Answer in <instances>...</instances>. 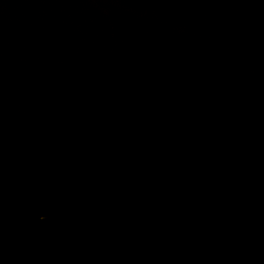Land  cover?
I'll list each match as a JSON object with an SVG mask.
<instances>
[{
	"label": "water",
	"instance_id": "95a60500",
	"mask_svg": "<svg viewBox=\"0 0 264 264\" xmlns=\"http://www.w3.org/2000/svg\"><path fill=\"white\" fill-rule=\"evenodd\" d=\"M0 264H264V0H0Z\"/></svg>",
	"mask_w": 264,
	"mask_h": 264
}]
</instances>
